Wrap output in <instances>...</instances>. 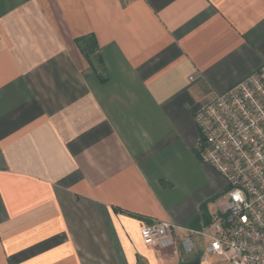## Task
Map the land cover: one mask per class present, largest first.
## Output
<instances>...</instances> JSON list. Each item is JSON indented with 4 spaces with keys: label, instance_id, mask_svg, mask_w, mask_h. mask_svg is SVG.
<instances>
[{
    "label": "crops",
    "instance_id": "0c3cea01",
    "mask_svg": "<svg viewBox=\"0 0 264 264\" xmlns=\"http://www.w3.org/2000/svg\"><path fill=\"white\" fill-rule=\"evenodd\" d=\"M263 67L264 0H0V264L201 259L228 186L195 117Z\"/></svg>",
    "mask_w": 264,
    "mask_h": 264
},
{
    "label": "built area",
    "instance_id": "2783aa9c",
    "mask_svg": "<svg viewBox=\"0 0 264 264\" xmlns=\"http://www.w3.org/2000/svg\"><path fill=\"white\" fill-rule=\"evenodd\" d=\"M200 161L227 182L224 206L213 217L200 263L218 257L230 264H264V67L195 117ZM174 225L153 221L143 227L144 242L161 255L176 249ZM182 254L195 245L191 229H181Z\"/></svg>",
    "mask_w": 264,
    "mask_h": 264
},
{
    "label": "trees",
    "instance_id": "16d2710c",
    "mask_svg": "<svg viewBox=\"0 0 264 264\" xmlns=\"http://www.w3.org/2000/svg\"><path fill=\"white\" fill-rule=\"evenodd\" d=\"M77 44L88 60L99 59L98 45L94 37L86 36L77 40Z\"/></svg>",
    "mask_w": 264,
    "mask_h": 264
},
{
    "label": "water",
    "instance_id": "95a60500",
    "mask_svg": "<svg viewBox=\"0 0 264 264\" xmlns=\"http://www.w3.org/2000/svg\"><path fill=\"white\" fill-rule=\"evenodd\" d=\"M186 264H200V259L194 261V262H191V263H186Z\"/></svg>",
    "mask_w": 264,
    "mask_h": 264
},
{
    "label": "rangeland",
    "instance_id": "374dc122",
    "mask_svg": "<svg viewBox=\"0 0 264 264\" xmlns=\"http://www.w3.org/2000/svg\"><path fill=\"white\" fill-rule=\"evenodd\" d=\"M202 180L203 182H200L199 184H201V186L204 184V179L203 178H199V181ZM204 186V185H203Z\"/></svg>",
    "mask_w": 264,
    "mask_h": 264
}]
</instances>
